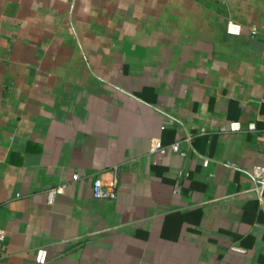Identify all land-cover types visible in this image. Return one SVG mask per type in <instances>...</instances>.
Segmentation results:
<instances>
[{
	"label": "crops",
	"instance_id": "obj_1",
	"mask_svg": "<svg viewBox=\"0 0 264 264\" xmlns=\"http://www.w3.org/2000/svg\"><path fill=\"white\" fill-rule=\"evenodd\" d=\"M258 164L264 0H0V264H264Z\"/></svg>",
	"mask_w": 264,
	"mask_h": 264
},
{
	"label": "built area",
	"instance_id": "obj_2",
	"mask_svg": "<svg viewBox=\"0 0 264 264\" xmlns=\"http://www.w3.org/2000/svg\"><path fill=\"white\" fill-rule=\"evenodd\" d=\"M228 31L231 34H239L240 27L236 25H230ZM253 128V127H252ZM242 130L240 123H231L228 129H224L226 132H240ZM157 147H160L158 145ZM156 147V148H157ZM171 150L175 153H178L182 156H186L185 152H183L178 143L173 144L171 146ZM209 165V161H204V166L207 167ZM252 177L254 182L257 185L258 191L260 194L264 192V165L258 164L252 169ZM75 180L78 179L77 176L74 177ZM118 188L119 181L117 178H114L111 182L105 183L100 177L95 178L93 183V196L97 200H115L118 197ZM64 187H58L51 190L48 194V199L50 204L53 203L55 197L59 194H62ZM6 241V232L5 230L0 228V258L2 256V251L4 247V243Z\"/></svg>",
	"mask_w": 264,
	"mask_h": 264
}]
</instances>
